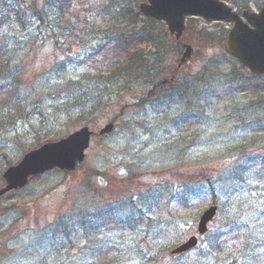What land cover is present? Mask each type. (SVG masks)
I'll return each mask as SVG.
<instances>
[{
  "label": "rangeland",
  "instance_id": "rangeland-1",
  "mask_svg": "<svg viewBox=\"0 0 264 264\" xmlns=\"http://www.w3.org/2000/svg\"><path fill=\"white\" fill-rule=\"evenodd\" d=\"M22 1L31 7L26 24L9 19L4 29L11 28L18 45H31L21 52V92L28 100L25 118L13 115L15 124L0 128V187L7 162L17 163L40 143L83 126L94 136L75 172L44 174L0 199V264H264V77L250 76L226 54L229 26L191 17L175 42L164 24L136 11L146 0H124L138 14L118 31L135 36L138 65L122 80L124 92L103 98L98 111L76 123L75 113L62 114L59 87L94 70L106 72L115 45L92 58L103 33L85 27L51 33L34 15L42 10L54 20L56 0ZM227 3L256 11L264 0ZM80 4L71 7L74 23L88 21L91 11L97 15ZM181 43L195 54L177 68ZM165 79L172 90L143 104L150 87ZM108 123L114 131L99 136ZM212 200L219 212L197 247L170 256L196 235L200 212ZM75 213L84 214L85 230L69 219ZM156 224L161 229L148 234ZM211 242H217L213 252Z\"/></svg>",
  "mask_w": 264,
  "mask_h": 264
},
{
  "label": "trees",
  "instance_id": "trees-1",
  "mask_svg": "<svg viewBox=\"0 0 264 264\" xmlns=\"http://www.w3.org/2000/svg\"><path fill=\"white\" fill-rule=\"evenodd\" d=\"M76 1L78 0H56V10L59 12L54 20H51L49 14L46 16L47 12L42 10L35 11L34 16L39 22H44L51 33L58 29L60 33L67 35L68 30L70 32L73 29L76 31V27L80 29L85 27L91 31V34L103 33L104 37L92 49L91 56L95 57V55L103 53L105 47L110 44L115 45L110 48V50H113V57L107 60L106 72H96L94 70L92 74L89 73L86 77H81L76 81H65L59 87V92H65L64 98L66 100L61 105L64 109L61 110L62 114L70 117L72 112L75 113L77 123L86 120L83 115L89 117V114L92 115V113L98 111L96 105H100L103 98H108L116 91L124 92L122 80L131 78L141 55L137 50V46L132 44L135 36H125L118 31L124 22L127 21L130 24L137 15L134 14V9L130 8L124 0H108L103 4L97 0H81L83 3L79 5L81 8L88 6L90 10L97 9V15L91 11V14L88 13L90 16L88 21L84 19L82 22L74 23L72 19L76 17V13L75 10H71V7L75 5ZM15 2L17 4L13 0H0V5H2L0 9V128L2 129L15 124L16 120L14 119H16V116L13 115H17V119L20 120L25 118L21 114L25 112L27 107L25 104L28 100L26 94L21 92L22 87L25 86L22 82L23 72H25L23 65L25 63L21 52L26 48H31V45H18L19 38L12 34L10 27L4 29V26L9 19H15L22 24H26L22 19L26 16V13H29L31 7L28 8L26 2L24 3L22 0H15ZM64 10L66 13H63ZM81 12L83 13V11ZM98 17L100 20H96ZM137 41L139 42V40ZM63 68L64 65L60 67L61 71L59 73H63ZM172 86V82H168V79L156 82L145 94L143 104L156 100L162 92L171 90ZM94 175L99 176L101 174L94 172ZM69 219H77L76 225L79 230H85L83 229L86 226L83 221L85 219L84 214L75 213L70 215ZM64 223L66 224L61 232L66 234L70 232L66 225L71 226V223L70 221ZM103 225L101 224V227ZM158 225L147 227L148 234L155 226L160 230L161 227ZM87 231L89 233L88 229H86V233ZM222 246L223 243L221 242L219 248H222ZM214 248H217V242H211L210 251L213 252Z\"/></svg>",
  "mask_w": 264,
  "mask_h": 264
},
{
  "label": "water",
  "instance_id": "water-1",
  "mask_svg": "<svg viewBox=\"0 0 264 264\" xmlns=\"http://www.w3.org/2000/svg\"><path fill=\"white\" fill-rule=\"evenodd\" d=\"M139 10L145 17L157 21H164L168 32L179 40L185 30V17L201 16L208 22L225 21L232 23L225 41L226 51L237 58L251 73L264 74V6L258 14L244 11L242 16L246 22L230 10L220 0H147L139 5ZM185 51L180 59L184 63L193 54L190 46H184ZM179 64V66H180ZM114 125L107 124L98 134L108 135ZM93 135L87 127L53 142H46L38 148L25 153L21 160L5 168L2 174L3 186L0 197L21 189L34 178L51 170L73 172L76 166L85 160L84 152L88 148L90 137ZM217 207L210 206L199 217L197 223L198 235L207 232V225L216 215ZM197 245V238L190 237L186 242L171 250V255H178L189 251Z\"/></svg>",
  "mask_w": 264,
  "mask_h": 264
}]
</instances>
